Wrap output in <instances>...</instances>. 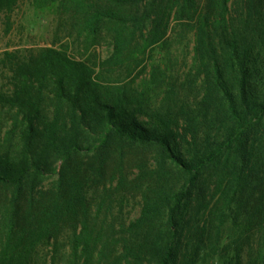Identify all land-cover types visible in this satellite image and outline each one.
<instances>
[{"label": "trees", "instance_id": "obj_1", "mask_svg": "<svg viewBox=\"0 0 264 264\" xmlns=\"http://www.w3.org/2000/svg\"><path fill=\"white\" fill-rule=\"evenodd\" d=\"M45 3L80 42L3 55L0 264H199L231 246L234 264H264V0ZM180 27L202 93L161 113L122 82ZM105 34L101 60L88 47ZM131 199L127 226L114 211Z\"/></svg>", "mask_w": 264, "mask_h": 264}, {"label": "rangeland", "instance_id": "obj_2", "mask_svg": "<svg viewBox=\"0 0 264 264\" xmlns=\"http://www.w3.org/2000/svg\"><path fill=\"white\" fill-rule=\"evenodd\" d=\"M45 1L18 0L13 10L3 9L0 11V89L8 90V87H10L9 71L2 64L3 55L6 51L39 50L40 48L50 47L54 43H57L58 46L65 43H70V45L73 43L79 44L77 34L69 38L68 33H60L64 22L55 13L54 8L51 9ZM232 3H234V0H232ZM174 24L172 23V27H174ZM175 26L177 25L175 24ZM181 30L182 27L176 29L180 32L179 36L182 37L176 41L174 40V46L170 54H165L164 51L158 49L152 60H149V57L143 58L140 53L141 65L136 67L133 63L129 67L128 72L130 74L125 73L126 79L122 82V84L128 85L136 95L146 99L148 105L160 110L161 113L166 101L173 102L174 106L181 105L183 100L185 101V95L190 94L193 99L199 97V94L202 93V90H200L201 79L194 72H191L190 68L194 48L192 35L188 30L186 32ZM101 37L102 39L98 43L88 48L90 54H96L99 59L105 60L110 56L113 49L108 35L105 34ZM152 64L161 65L162 77L158 80L152 78ZM161 80H163V84H161ZM169 83L174 85L171 94L168 93L169 89L167 88ZM158 84L160 85L157 86ZM12 122L11 120H4L0 116V140L6 139L8 131L10 132L12 129ZM54 181L55 179L46 181V188H50ZM122 211L121 216H118V212L115 210L114 218L121 217V223L128 226L140 217L141 200L131 199L129 203L124 204ZM118 223L120 225V222ZM235 231L231 224L224 229L220 249L231 245L233 239L229 237H233L232 233ZM205 255H208L206 260L201 261L199 264H234L236 262L233 258L232 246L229 247V251L228 249L222 252L219 250L218 253L214 254V252L208 250Z\"/></svg>", "mask_w": 264, "mask_h": 264}]
</instances>
